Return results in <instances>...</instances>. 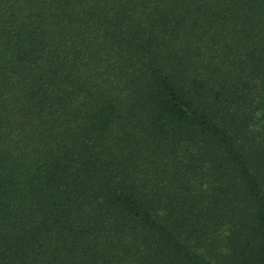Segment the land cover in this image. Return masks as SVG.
Segmentation results:
<instances>
[{"label":"trees","instance_id":"obj_1","mask_svg":"<svg viewBox=\"0 0 264 264\" xmlns=\"http://www.w3.org/2000/svg\"><path fill=\"white\" fill-rule=\"evenodd\" d=\"M0 264H264V0H0Z\"/></svg>","mask_w":264,"mask_h":264}]
</instances>
